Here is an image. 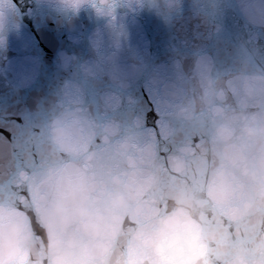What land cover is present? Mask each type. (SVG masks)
<instances>
[{"label": "water", "instance_id": "water-1", "mask_svg": "<svg viewBox=\"0 0 264 264\" xmlns=\"http://www.w3.org/2000/svg\"><path fill=\"white\" fill-rule=\"evenodd\" d=\"M117 5L0 6V264H264V0Z\"/></svg>", "mask_w": 264, "mask_h": 264}, {"label": "clouds", "instance_id": "clouds-1", "mask_svg": "<svg viewBox=\"0 0 264 264\" xmlns=\"http://www.w3.org/2000/svg\"><path fill=\"white\" fill-rule=\"evenodd\" d=\"M50 3L58 6L65 12H70L73 15L78 14L82 9L91 7L96 12L104 17H108V26H111L117 22V16L115 15V8L117 0H49ZM124 3L131 8L134 4L137 8H143L145 4L148 7L155 10L157 15L168 22L182 11L184 0H124ZM90 45L94 51H99L103 45V37L99 33H94L90 38ZM116 46L119 47V41L116 42ZM75 56H68L64 61L65 69L71 67L75 61ZM83 67V66H81ZM67 84V81L65 82ZM61 208L57 205L54 210V215H60ZM61 224H66V219L61 216ZM106 220L98 214L90 213L87 210L81 212L79 216V225L81 229L92 234H96L99 230L105 227ZM55 227V225H53ZM9 239L15 243L26 246L31 249L32 244L30 238L24 234L22 228L19 225L14 224L9 232ZM54 244L58 245L59 242L54 240ZM36 264H40L39 257L36 258Z\"/></svg>", "mask_w": 264, "mask_h": 264}, {"label": "snow or ice", "instance_id": "snow-or-ice-1", "mask_svg": "<svg viewBox=\"0 0 264 264\" xmlns=\"http://www.w3.org/2000/svg\"><path fill=\"white\" fill-rule=\"evenodd\" d=\"M3 3L4 0H0V6H2ZM219 15L221 16L222 22L225 24V26L230 31H234L235 28L233 25L232 18L228 16V14L223 8L219 10ZM2 43L3 41L0 40V44ZM12 124H15V126L20 129L19 133L12 131ZM25 128L26 125L23 124L20 116H17L15 119L10 118L8 121L0 119V138L8 139L10 137L12 142H19L21 138L26 134Z\"/></svg>", "mask_w": 264, "mask_h": 264}]
</instances>
